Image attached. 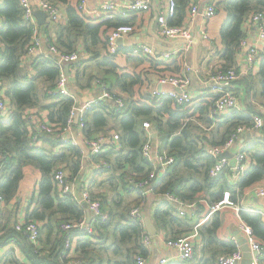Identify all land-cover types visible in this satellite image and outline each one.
<instances>
[{"label": "trees", "instance_id": "1", "mask_svg": "<svg viewBox=\"0 0 264 264\" xmlns=\"http://www.w3.org/2000/svg\"><path fill=\"white\" fill-rule=\"evenodd\" d=\"M47 1L62 5L66 14L65 23L49 22L46 26H39V30L47 33L48 41L65 52H78L82 46V50L90 58L101 57L98 70L85 74L87 78L83 75L86 66L82 60L76 66L74 84L84 88V83L91 86L99 78L114 95L122 97L125 103L122 109L117 110L108 100H100L84 116L83 133L86 137L96 138L115 130H119L121 134L120 151H108L93 157L96 161L101 160L103 165H108L99 170L98 174L113 172V183L110 186L115 191L121 187L131 188L128 181L130 177L143 180L150 176L152 167L141 155L146 141L141 126L144 121H150L155 126L166 142L168 153L175 157L176 162L168 168L166 175L157 178L152 191L163 200L155 210L153 220L159 229L172 233L171 239L189 234L196 222L181 216L177 207L165 199L167 194L195 203L202 209L203 199H207L210 204L218 203L226 191L230 192L231 200L238 203L245 189L264 178V140L245 149L251 165L235 183L231 182V170L228 167L218 175L211 176L217 160L204 150L207 145L223 144L238 126L252 125L251 115L257 113L252 108L247 112L236 110L222 121H214L210 114L217 96L212 92L185 104L177 103L168 95L160 97L148 93L154 78L181 75L191 61L190 55L181 52L175 59L164 62L135 56L127 49H120L116 54L110 53L108 39L113 30L121 25L136 26L137 20L145 12L98 21L80 8L83 0ZM193 1L195 0H176L177 14L170 19V24H183ZM216 9V17L208 26L210 39L205 40L209 42L208 56H201L199 65L202 66L206 61L209 66L217 57L220 62L215 68L226 71L237 66L240 42L246 36L249 17L258 11L264 12V0H217ZM50 24L58 25L55 36L49 34ZM34 35V26L25 19L21 0H2L0 82L5 87L10 112L6 117L0 118V191L4 195V202H15L19 199L21 186L28 173L27 167L33 166L38 170L41 174L36 185L39 207L34 210L29 208L26 221L42 223L43 228L41 245L36 248L26 236L16 230L14 222L8 223L10 228L5 226L6 230L0 235V247L12 240L17 241L32 264H136L137 255H148L142 242L147 232L130 216V205L124 207L123 203L122 214L114 213L113 209L107 210L108 219L94 221L92 232L81 229L80 225L69 230L63 227L70 221L77 224L84 222L86 210L79 204L78 196L61 195L54 173L65 169L71 179H74L83 168V153L79 147L69 144L62 147L61 152L48 149L42 144H51L54 136L37 130L24 116L26 109L41 107L39 93L42 90L46 98L52 100L41 107L47 112L52 125L65 126L75 104L73 98L56 99L49 94L61 73V66L54 59L33 56L25 59ZM258 76L260 94L264 98V49ZM262 133L264 137V129ZM34 135L40 136L37 144L33 142ZM86 161L91 162L89 159ZM115 179L118 181L114 182ZM90 191L93 196L103 198L106 203V197L104 200L103 196L93 193L91 189ZM136 191L138 198L135 203L139 205L145 195L143 189ZM122 201L123 199H116L117 204ZM240 217L264 245V222L261 216L241 210ZM220 224L219 214L215 212L200 227L205 248H218L212 252L206 264H218L219 255L229 254L236 249L235 243H223L217 239ZM70 234L79 236L72 252L65 248ZM5 257V264H21L13 252L7 253ZM194 257L195 254L192 259L181 264H193Z\"/></svg>", "mask_w": 264, "mask_h": 264}, {"label": "built area", "instance_id": "2", "mask_svg": "<svg viewBox=\"0 0 264 264\" xmlns=\"http://www.w3.org/2000/svg\"><path fill=\"white\" fill-rule=\"evenodd\" d=\"M154 1V5H153ZM88 0H83L80 8L85 10ZM24 10V17L27 21H30L34 26V39L32 45L28 48L25 59L33 56L37 50L42 48L43 40L40 35L38 20L35 17L36 9L32 6L30 0H21ZM217 0H195L192 2L190 12L183 24H170V19L174 18L177 14V2L176 0H106L101 8L93 12V17L98 21H105L109 19H115L117 16L128 17L135 12H150L154 9L157 22L159 25L160 34L166 40L174 41L177 39L191 40L194 37L196 31L199 32L203 40H209L210 35L208 32L209 23L216 17ZM37 10L45 12L47 15L46 20L50 23L61 21L63 18V6L58 3H52L47 0H41L37 6ZM248 26H255L257 29V38L254 41L245 36L240 42V53L245 59V73L248 75L257 74L260 71L261 66V54L264 49V12L258 11L249 17L247 22ZM135 30L133 25H121L109 36L108 47L111 54H116L119 47V40L125 39ZM48 37L46 41H48ZM48 50L44 54L45 58H52L61 66V73L58 78L57 84L54 88L49 90V94L52 98L60 99L73 98L71 89L69 88L72 78V73H75L77 65H80L79 53L76 51L65 52L59 49L58 46L53 45L48 41ZM191 49V44H182L180 47L175 46L171 49H161L153 44H138L130 47V51L135 56H145L157 61L168 62L179 56L181 52L187 53ZM65 64H69V74L64 72ZM192 66L187 64L184 72L177 76H163L158 80V86L151 91L154 96H170L176 100L179 104L192 103L199 99L203 94L207 92L214 93L217 98L214 103V108L211 111L210 117L214 121H222L224 117L230 115L232 112L238 110V95L236 93V83L240 79V73L237 66L232 67L226 71L221 69L208 68L206 69V88L204 92L199 94H193L189 91L192 84L191 77ZM95 85L99 87L101 93L99 96L87 101L85 103H75L70 117L65 126L61 124L52 125L49 120L44 121L40 125V130L47 134L53 135L59 141H56L58 146L73 145L80 146L79 137H77L73 131L75 128L74 123L77 124V129L81 135H84V116L93 106L100 100H108L111 102L117 110L124 107L125 103L122 97L114 95L108 85L104 84L99 78L95 79ZM10 112L9 101L5 94V89L0 82V118L6 117ZM78 116V120H77ZM252 125L238 126L232 131L228 139L220 145H207L204 147L205 152L216 158L217 162L211 170V176L218 175L225 167L230 168V179L233 182H237L244 173L250 167L251 160L247 158L245 149L238 152L236 156V164L231 165L230 160L227 158H221L222 153L231 150L237 143L238 139L247 132H259L262 133L264 129V114H252ZM142 129L144 130V136L146 141L142 147V157L152 167L150 176L146 179H137L130 177L128 179L130 185L135 189H143V194L152 193L153 185L157 178L163 177L168 172V168L173 165L176 160L175 157L170 155L167 147L159 152H155L153 146V124L150 121H144L142 123ZM156 135L158 132L155 133ZM162 137L158 134V139ZM80 138L84 141L89 149L88 159L91 161L92 167L99 171L108 165H103L101 160L96 161L93 157L101 153L108 151H120L121 134L115 131L111 134H102L96 138L84 137ZM34 144L38 143L37 137L33 136ZM55 182L59 187L61 195H73L78 196L75 182L71 180L68 172L65 169H59L54 173ZM256 197L264 199V186H258L254 189ZM165 199L172 205L177 207V211L181 216L187 217L190 213L196 210V204L183 201L179 197L173 194H167ZM5 198L0 191V207L4 203ZM79 204L86 211H90V222H87V218L84 222L77 224L74 221L66 223L63 227L65 230L75 228L80 225L81 229L87 232L93 231V222L96 220L106 221L108 219V213L104 210L102 200L92 195L89 185L85 184L80 190V197H78ZM236 207L237 212L243 210V207H239L237 203L231 200L230 192L226 191L221 201L215 204H210V212L208 216L218 212L223 207ZM250 212L257 213L261 216L264 222V208L250 209ZM130 216L136 219L143 227L145 223V213L143 206H134L131 208ZM203 222L196 224L193 230L178 239L166 240V246L169 249H174L178 252L181 262L188 261L193 258L195 254V242L201 236L200 227ZM16 230L22 233L28 239L29 243L33 244L36 248L40 247V235L42 231V223H27L26 220L19 221L16 226ZM240 232L246 238L251 251L257 252V255L253 256L252 264H261L264 259V245H262L253 233L252 228L244 221L240 223ZM79 239L77 234H70L65 242L66 250L72 252ZM236 241V239H235ZM143 245L148 247L151 243V236L147 233L142 239ZM11 251L14 252L16 257H19L21 249L18 247L17 241H12ZM8 244V245H9ZM27 256V255H26ZM244 259V253L237 241L236 249L229 254L219 255L218 264H241ZM21 264H32L28 257L25 260L20 259ZM168 259H161V264H167ZM1 263V258H0ZM136 264H147V258L143 255L136 256Z\"/></svg>", "mask_w": 264, "mask_h": 264}, {"label": "crops", "instance_id": "3", "mask_svg": "<svg viewBox=\"0 0 264 264\" xmlns=\"http://www.w3.org/2000/svg\"><path fill=\"white\" fill-rule=\"evenodd\" d=\"M40 1L41 0H30V2L32 3V6L36 9V11H39L37 10V6ZM105 1L106 0H88L84 11L88 15L93 16V12L95 10L100 9L101 5ZM0 3H2V0H0ZM153 5H154V1H153ZM155 15L156 13L154 9L150 12H147V13L145 12V14L143 13L142 17L140 16V18L137 20L135 30L130 35L126 36L125 39H122L121 44L119 43V46H120L119 48L125 49V50L127 49L130 51V47H133L138 44H153L161 49H171L177 46V45H170V44L163 43L158 39V36L160 38H163V37L160 34L157 19H155V22L152 25V21H154ZM65 21H66V14L63 8V18L61 19V22L65 23ZM48 23L49 22L46 20L45 26L48 25ZM45 26H42V28H44ZM49 26H50L49 34H52V36H55L58 25L50 24ZM151 27L153 28V30H151ZM246 28H247L246 36L250 39V41H254L257 38L256 27L247 26ZM46 34L47 33L44 30H40V35L43 40V45L41 49L36 51L33 57H44V54L48 50L49 44H48V41H46V38L48 37ZM178 46L180 47L181 45H178ZM208 47H209V42L202 39V43L200 44L199 61H200L201 56H208V52H207ZM78 53L80 57V62L82 60H84L85 62L86 68L83 72V75H84V78H87L85 74L89 75L91 72L98 70L97 65L101 57L98 56L93 59L90 58L91 56L82 50V46L80 47V50L78 51ZM189 54H190L191 61H189L188 64L192 66V71L190 73L192 77V84L189 88V91L196 95L199 94L200 92L205 93V90H207L206 84H205L206 69L216 67L220 61L217 59V57H215L216 61L214 59V61L212 62L213 64H210L209 66H207L206 61H205V63H203L202 66L199 65V70L196 71L194 70L193 65H192V46H191V49L187 52V55ZM237 68H238V72L240 73V79L236 83V89H235L238 95V101H237L238 111L247 112L249 111V108H252L254 111L257 112V113L254 112L252 114H264V98L260 94L261 86H260L259 79H258L259 72L254 75H248L245 73V59L243 55H239L238 62H237ZM74 74L72 73V78H71V83H70L69 88L72 91L73 99L75 103L77 104L85 103L99 96V94L101 93V90L99 89L97 85H95V81L93 85L91 84V86H87V84L84 83L83 84L84 88H83L77 84H74ZM158 80H159L158 77L153 79V86L148 91V93H151V91L155 88V86H157L158 88L160 87L158 86ZM113 89H115L117 93H120L119 90H116V88H113ZM5 94H6V91H5ZM120 94L123 95L122 93ZM39 99H40L41 107L52 102L50 98H46V96L44 95V90H42L39 93ZM41 107L35 106V107L28 108L24 111V116L29 119L30 123H32L37 130H40V125L42 122L49 120L47 112L43 110ZM142 123H141V126H142ZM76 126L77 125H75V128L73 129V131L75 135L79 137V140H80L79 149L83 153V161H84L83 168L81 169L79 174L74 179H71L73 182H75L77 186L76 192H77L78 197H80L81 188L85 184H88L89 188L93 191V193L103 196L104 200L106 197V203L105 201H103V198H101L103 208L106 212L107 210L109 211L110 209H113L114 213H118V214L123 213V209H124L122 208L123 206L121 204H117L116 202V199L119 200V198L123 199V203H125L124 200L127 199L130 206L133 204L131 207H133L134 205L143 206V210L145 213V220L151 219L153 222V225L157 229V234L154 236H151L148 233L147 227L144 225V228L147 234L151 236V243L148 247H146V250L148 252V255L146 257L147 264H161V259H164V258L168 259L169 262H167V264H181L178 252L174 249H169L166 246V240H168L169 238L171 239L172 233H168V232H165L159 229L153 220V215H154L155 210L163 202L162 198H158L157 196H155L154 193L150 192L145 195L143 199L144 201L142 200V203L138 205L135 203V200H137L138 198V192L136 191L137 189L132 188V187L130 188V186L129 188L127 187L125 189H122L121 187L119 188V190L117 188L118 191L113 190L115 192V194L113 195V193L111 192L112 187L110 186V184L113 183V181L112 180L110 181L111 176H109V173L106 172V173L98 174V171L92 167L91 163L86 161L89 157V149L87 145L84 143V141L80 138V136L84 137V135H81V133H79ZM153 130H154V135H153L154 150L155 152H159L166 147V142L163 139V136L159 134L158 130L155 128L154 125H153ZM115 131H112L110 133L108 132L106 135L111 134ZM118 132L120 131L118 130ZM156 132H158V134L162 136L160 137V139H158V134L157 135L155 134ZM34 136L36 137L37 135H34ZM38 136H37V139H39L40 137ZM51 140H52L51 144L48 142H43L42 145H44L48 149L53 150L55 152H61L62 147L64 146L62 145L58 146L59 144H56V141H59V139H56L53 137L51 138ZM263 140H264L263 133H259V132L244 133L238 139L235 146L231 148V150H229L233 154V156L227 157V159L230 160L231 165L236 164V156L239 151L246 149L248 146L256 142H263ZM29 173H32L34 178H32V186L26 187L25 185L26 176L29 175ZM111 173L114 176V173L113 172ZM27 175L25 176L23 185L21 186V190L19 192L20 193L19 199H17L15 202L13 201L12 203L5 202L0 207V235L4 233V230H6L5 226H7V229L10 228L7 225L8 223L10 224L14 222L16 226V224L19 221L26 220L28 216L29 208L30 210L32 209L34 210L37 207H39V204L37 202V196L39 192L36 190V185L37 183H39L41 174L38 170L33 168L32 171H28ZM117 181L118 180L115 179L114 182H117ZM231 182H233V180H231ZM258 186H264V178L254 183L247 189H245L242 198L237 203L239 207H243V210L245 211H249L250 209L264 208V199H259L258 197H256L254 193V189H256ZM33 195H35V197ZM201 204H203L204 208L201 209L197 206L196 210L187 216V218L191 219L193 222H196L195 225L202 221H204L203 222V225H204L213 216V214L208 216L210 212V203L207 201V199H203L201 201ZM240 211L237 212L236 207H229V206H225L221 210L218 211L221 224L217 230V239L220 242H223V243L233 242L235 243V245H237L238 233H240L243 236L239 228L240 223L243 221L240 217ZM86 214H87V211H86ZM9 243H5L3 246L0 247V258H1L0 264H5L6 254L9 252H12L11 251L12 245ZM18 247L21 249V253L19 254V257L17 259L19 260L20 258V259L25 260V257H27L26 254L24 253L20 245H18ZM205 247L206 246H205L203 237L200 236L195 242V257L193 259L194 260L193 264H206V261L209 257H211L212 252L218 249L215 246L211 248H205ZM261 264H264V259L262 260Z\"/></svg>", "mask_w": 264, "mask_h": 264}, {"label": "water", "instance_id": "4", "mask_svg": "<svg viewBox=\"0 0 264 264\" xmlns=\"http://www.w3.org/2000/svg\"><path fill=\"white\" fill-rule=\"evenodd\" d=\"M35 16L38 19V22L40 25H45L46 24V18L47 15L45 12L42 11H36L35 12ZM155 19H157V16L155 15L154 21H152V25L155 22ZM151 25V26H152ZM151 30H153V28L151 27ZM158 39L166 44H170V45H182V44H191L192 46V65L194 70H199V53H200V44L202 43V38L199 34L198 31L195 32L193 39L189 40H185V39H177L174 41H169V40H165L163 38H160L158 36ZM122 39L119 40V43L121 44ZM69 64H65L64 66V70L65 73L68 75L69 74ZM77 120H78V116H77ZM233 154L228 151L224 154H222L221 158H227V157H232ZM87 222H90V218H91V213L90 211H87ZM145 226L147 227L148 233L151 236H154L157 234V229L156 227L153 225V222L151 219H147L145 220ZM238 242L239 245L244 253V259L242 260L241 264H252L253 263V256L257 255V252H252L251 248L246 240L245 237H243L240 233H238Z\"/></svg>", "mask_w": 264, "mask_h": 264}, {"label": "rangeland", "instance_id": "5", "mask_svg": "<svg viewBox=\"0 0 264 264\" xmlns=\"http://www.w3.org/2000/svg\"><path fill=\"white\" fill-rule=\"evenodd\" d=\"M263 47H264V46H263ZM189 55H190V54H189ZM33 168H34L33 166H28V167H27V171H32ZM32 173H33V172H32ZM32 173H29V175L26 176V181H25V182H26V183H25L26 187H30V186H32V178H34L33 175H32ZM108 173H109V176L113 177V176H112L113 174H112L111 172H108ZM34 174H35V172H34ZM111 180H113V178H112ZM115 189H116V188H115ZM113 190H114V189L111 188V192H112L113 195H114L115 192H114ZM111 196H112V195H111ZM124 202H125V203H124V207H128L129 203H128L127 199H125ZM4 203H5V202H4ZM121 204H122V206H123V201H122ZM127 204H128V205H127ZM132 205H133V204H132ZM132 205H131V206H132ZM134 206H137V205H134ZM134 206H133V207H134Z\"/></svg>", "mask_w": 264, "mask_h": 264}]
</instances>
